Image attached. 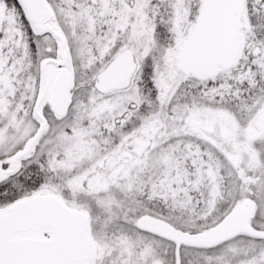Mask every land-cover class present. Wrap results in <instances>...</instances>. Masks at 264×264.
I'll return each mask as SVG.
<instances>
[{"label":"snow or ice","instance_id":"6c2138e0","mask_svg":"<svg viewBox=\"0 0 264 264\" xmlns=\"http://www.w3.org/2000/svg\"><path fill=\"white\" fill-rule=\"evenodd\" d=\"M0 264H264V0H0Z\"/></svg>","mask_w":264,"mask_h":264}]
</instances>
